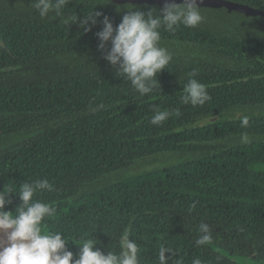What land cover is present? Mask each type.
<instances>
[{
    "label": "trees",
    "instance_id": "16d2710c",
    "mask_svg": "<svg viewBox=\"0 0 264 264\" xmlns=\"http://www.w3.org/2000/svg\"><path fill=\"white\" fill-rule=\"evenodd\" d=\"M232 1L264 11V0ZM33 2L0 0V188L47 178L54 190L33 197L56 208L42 234L62 232L74 257L83 239L118 253L127 228L139 264H159L161 248L168 264H264V16H218H243L251 31L161 29L172 59L141 97L103 59L95 33L125 7H162L70 0L62 14L77 20L65 25ZM94 6L101 16L86 32L79 21ZM190 78L206 87L203 105L181 103ZM156 108L170 113L160 125L150 122ZM138 161L150 167L130 170ZM8 199L12 211L19 197ZM202 222L212 242L197 245Z\"/></svg>",
    "mask_w": 264,
    "mask_h": 264
},
{
    "label": "clouds",
    "instance_id": "9594fccd",
    "mask_svg": "<svg viewBox=\"0 0 264 264\" xmlns=\"http://www.w3.org/2000/svg\"><path fill=\"white\" fill-rule=\"evenodd\" d=\"M109 2L105 0L104 3ZM69 3L70 0H34L32 8L41 18L59 16L66 25L77 20L75 13L67 17L62 14ZM95 6L79 21L86 32L96 24V18L101 16V13L93 12ZM125 9L120 22L115 26L108 16H103V26L95 33L99 41L97 48L102 52L103 59L115 68L116 75L129 82L143 97L159 88L157 75L167 68L172 59L169 51L160 46L161 29L173 32L180 26L196 27L202 22L203 16L196 0H182L180 3L168 0L159 11H142L134 7ZM120 10L117 8V11ZM53 12L54 16L51 14ZM106 45H110L107 50ZM194 75V72L189 74L190 77ZM209 98L205 85L197 79L190 78L183 85L182 104L203 105ZM169 115L168 111L156 108L150 122L160 125ZM242 123L247 125V117L242 119ZM243 139L246 141L247 137ZM44 190H54L47 178L24 182L18 190L12 186L0 188V232L5 237L3 246H0V264H139V248L135 240L129 239L130 230L127 228L120 237L118 253H104L96 247L97 240L83 239L77 244L80 247L75 257L67 249L66 243L69 240L62 236V232L42 234V222L56 212L52 203L33 200L34 195ZM9 194H16L20 201L12 211L5 210V206L11 203ZM199 232L201 235L195 241L197 245L212 242L210 228L206 223H200ZM166 252V248L160 249L159 264H168ZM192 264L202 262L194 259Z\"/></svg>",
    "mask_w": 264,
    "mask_h": 264
},
{
    "label": "water",
    "instance_id": "95a60500",
    "mask_svg": "<svg viewBox=\"0 0 264 264\" xmlns=\"http://www.w3.org/2000/svg\"><path fill=\"white\" fill-rule=\"evenodd\" d=\"M116 4H146V5H157L158 7H163V5L168 2V0H110ZM176 3L182 2V0H175ZM198 7L206 8H225L227 12H237L244 14L245 16H264V11L250 6L245 3L232 1V0H196ZM3 40L0 38V45L3 44ZM214 117L206 118L202 120L200 124H206L208 122L214 121ZM5 240L4 234L0 232V246H3V241Z\"/></svg>",
    "mask_w": 264,
    "mask_h": 264
},
{
    "label": "rangeland",
    "instance_id": "374dc122",
    "mask_svg": "<svg viewBox=\"0 0 264 264\" xmlns=\"http://www.w3.org/2000/svg\"><path fill=\"white\" fill-rule=\"evenodd\" d=\"M214 9H216V8L202 9V7H200V11H201V14L203 16V20L200 23L201 25H207V26H210V27H213V28H214V26H221L223 28L224 27H226V28L229 27L230 28L232 26V24H236V25H240V26H245V29H249L250 31L252 29H254V28L256 29V26H253V21H248L246 19H243L244 17L240 16L238 14L237 15L239 17H237L236 14L231 13V14H228V16H230V17H228V19H226V20L219 19L218 16L221 15L222 12L227 13V10L225 8H223V9L222 8H218V9H221V10L216 13L215 11H213ZM63 16L66 17L65 15H63ZM228 30L231 31V29H228ZM149 167H150L149 164L145 165V162L138 161V162H136L135 165H133L131 167L130 170L135 171V172H139L142 169L149 168ZM124 173L128 174L129 172H124ZM100 183H103V180H100Z\"/></svg>",
    "mask_w": 264,
    "mask_h": 264
}]
</instances>
